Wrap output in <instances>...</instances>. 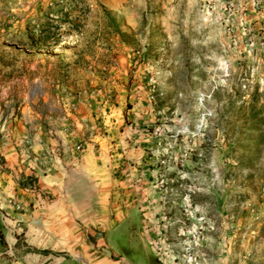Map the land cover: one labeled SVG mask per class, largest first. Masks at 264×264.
Here are the masks:
<instances>
[{"label": "rangeland", "instance_id": "374dc122", "mask_svg": "<svg viewBox=\"0 0 264 264\" xmlns=\"http://www.w3.org/2000/svg\"><path fill=\"white\" fill-rule=\"evenodd\" d=\"M5 149L81 212L50 264H264V0H0ZM55 160L94 166L85 206L38 185Z\"/></svg>", "mask_w": 264, "mask_h": 264}, {"label": "crops", "instance_id": "0c3cea01", "mask_svg": "<svg viewBox=\"0 0 264 264\" xmlns=\"http://www.w3.org/2000/svg\"><path fill=\"white\" fill-rule=\"evenodd\" d=\"M0 153L8 156L7 149ZM86 156H90V152ZM95 162L98 163L95 168H103L97 158ZM6 165H13V162L7 161ZM93 167L87 171L88 167L81 164L67 171L55 160L51 175L36 174L35 177L42 189L56 195V200L81 207L86 204L88 180L91 185L96 181L94 173L97 172ZM68 212L69 208L49 205L37 194L23 192L14 177L0 173V264H50L60 248L68 251L72 247L81 254L87 245L86 230L77 216L81 212ZM133 248L128 246L124 264H150L143 248L142 251L131 250ZM60 264L78 263L74 256L67 255Z\"/></svg>", "mask_w": 264, "mask_h": 264}, {"label": "flooded vegetation", "instance_id": "af4514ba", "mask_svg": "<svg viewBox=\"0 0 264 264\" xmlns=\"http://www.w3.org/2000/svg\"><path fill=\"white\" fill-rule=\"evenodd\" d=\"M127 249V251L129 250L128 248H126Z\"/></svg>", "mask_w": 264, "mask_h": 264}]
</instances>
